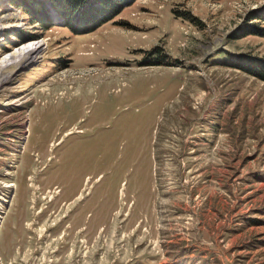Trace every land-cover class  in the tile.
Listing matches in <instances>:
<instances>
[{"label":"rangeland","instance_id":"rangeland-1","mask_svg":"<svg viewBox=\"0 0 264 264\" xmlns=\"http://www.w3.org/2000/svg\"><path fill=\"white\" fill-rule=\"evenodd\" d=\"M39 44L0 85V264H264V0H0V65Z\"/></svg>","mask_w":264,"mask_h":264},{"label":"bare ground","instance_id":"bare-ground-1","mask_svg":"<svg viewBox=\"0 0 264 264\" xmlns=\"http://www.w3.org/2000/svg\"><path fill=\"white\" fill-rule=\"evenodd\" d=\"M41 48H42L41 44H39L38 46L35 45L34 48L31 50V52H29L28 54H26L22 58L19 59L16 55L15 58H10L8 61H5V62H8L7 64H5L3 66L1 64L0 65V85L3 82L5 75H9V74L12 75L22 68V66L26 63V62H22L23 59H25V60L27 59V61H32L33 59H35L36 53L40 52L42 50ZM9 61H11V63H9ZM8 185H11V184H8Z\"/></svg>","mask_w":264,"mask_h":264},{"label":"trees","instance_id":"trees-1","mask_svg":"<svg viewBox=\"0 0 264 264\" xmlns=\"http://www.w3.org/2000/svg\"><path fill=\"white\" fill-rule=\"evenodd\" d=\"M53 4V2H52ZM54 5V4H53ZM55 6V5H54ZM56 7V6H55ZM57 8V7H56ZM59 9H61L59 7ZM264 63V62H263ZM258 69V75H260V77L264 78V66L262 68H257Z\"/></svg>","mask_w":264,"mask_h":264}]
</instances>
